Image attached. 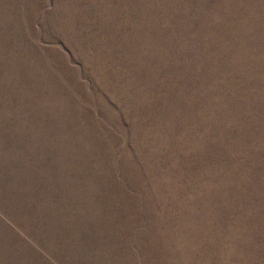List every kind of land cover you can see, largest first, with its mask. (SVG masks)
I'll list each match as a JSON object with an SVG mask.
<instances>
[{"label":"rangeland","instance_id":"obj_1","mask_svg":"<svg viewBox=\"0 0 264 264\" xmlns=\"http://www.w3.org/2000/svg\"><path fill=\"white\" fill-rule=\"evenodd\" d=\"M0 264H264V0H0Z\"/></svg>","mask_w":264,"mask_h":264}]
</instances>
